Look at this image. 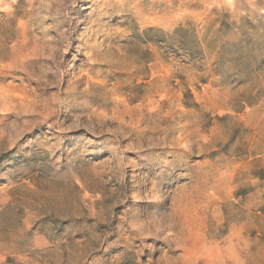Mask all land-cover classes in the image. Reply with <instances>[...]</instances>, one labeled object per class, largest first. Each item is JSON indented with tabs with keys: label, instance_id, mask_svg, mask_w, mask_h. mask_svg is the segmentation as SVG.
<instances>
[{
	"label": "rangeland",
	"instance_id": "374dc122",
	"mask_svg": "<svg viewBox=\"0 0 264 264\" xmlns=\"http://www.w3.org/2000/svg\"><path fill=\"white\" fill-rule=\"evenodd\" d=\"M0 264H264V0H0Z\"/></svg>",
	"mask_w": 264,
	"mask_h": 264
}]
</instances>
